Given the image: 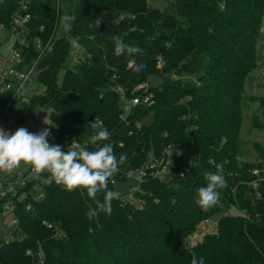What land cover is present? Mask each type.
<instances>
[{
	"label": "trees",
	"instance_id": "16d2710c",
	"mask_svg": "<svg viewBox=\"0 0 264 264\" xmlns=\"http://www.w3.org/2000/svg\"><path fill=\"white\" fill-rule=\"evenodd\" d=\"M33 14L34 35L53 42L40 63L44 91L20 104L17 120L53 108L61 117L56 145L69 135L87 150L108 143L117 158L126 155L118 181L168 147L176 163L169 181L147 177L140 184L142 208L114 200L111 215H93L96 204L86 192L67 191L47 175L45 197L29 193L22 203L24 236L0 248V264H191L193 254L204 264H264V148L256 146L257 163L240 159L242 103L258 67L264 0H174L166 12L150 0H79L68 37L56 35L57 0H38ZM100 16L99 28L90 27ZM114 36L143 54L116 57ZM72 38H79L84 58L71 66ZM140 63L144 70L134 72L130 64ZM152 76L162 78L157 87L148 83ZM135 98L150 103L126 113L122 99ZM252 100L264 115V97ZM252 124L264 133L259 115ZM102 128L109 140L91 144ZM221 163L227 187L219 189L220 205L204 212L197 190L206 186L204 172ZM217 215L216 232L188 248L201 224Z\"/></svg>",
	"mask_w": 264,
	"mask_h": 264
},
{
	"label": "built area",
	"instance_id": "2783aa9c",
	"mask_svg": "<svg viewBox=\"0 0 264 264\" xmlns=\"http://www.w3.org/2000/svg\"><path fill=\"white\" fill-rule=\"evenodd\" d=\"M37 1L0 0V123L18 119L19 106L28 103L32 98L28 91H34L33 84L39 83L38 78L42 73L41 59L52 46V38L46 42L43 38L34 35L33 8ZM57 11L59 15L61 0H57ZM82 51L81 48L72 51V55H75L74 64L80 61L78 53ZM130 103L133 107L150 102L148 98L143 101L135 98ZM131 108L125 107L124 110L130 111ZM100 125L101 123L95 124V127ZM73 142L80 147L85 146L67 135L60 147L66 151ZM175 163L173 148L168 147L161 157L151 156L149 162L129 176L138 173L140 184L147 177L167 181L171 178ZM253 174L259 176V170L254 171ZM46 182L47 174L37 177L32 169L20 177L10 176L0 180V248L16 239L23 238L19 212H23L24 207L21 208V205L28 198L29 193L35 198L38 190L44 188ZM28 188L29 191H27ZM134 191L139 192L140 188H134ZM139 206L142 208L144 201H141ZM25 209L30 211L31 206ZM43 225L49 229L53 228L47 222H43ZM40 257L43 258V254H40Z\"/></svg>",
	"mask_w": 264,
	"mask_h": 264
},
{
	"label": "clouds",
	"instance_id": "9594fccd",
	"mask_svg": "<svg viewBox=\"0 0 264 264\" xmlns=\"http://www.w3.org/2000/svg\"><path fill=\"white\" fill-rule=\"evenodd\" d=\"M73 16L65 14L61 18V24L65 32H71ZM103 23V16L97 17L90 27L99 28ZM114 41V55L116 57L125 54L134 56L142 55L143 49L139 46H130L123 36L111 37ZM70 44L73 49L81 47L79 38H72ZM132 70L140 73L145 65L130 64ZM23 75V74H20ZM95 127V125H93ZM49 130L46 128L39 133H30L26 128L20 127L14 133H7L0 129V170L11 173L18 169L21 164L30 166L32 171L39 177L47 174L49 183L64 187L67 191L81 190L96 204L92 214L99 211L111 215L112 202L121 198L119 191L109 190V183H115L114 177L119 173L120 166L127 157L121 154L119 158L113 151V146L104 143L95 150H87L75 142L66 150L59 145L48 143ZM110 133L107 129H100L89 137L93 145L108 141ZM226 163V162H225ZM132 175V173H128ZM206 186L197 190L195 203L204 212L220 205L221 194L219 189L227 187L223 163L216 165V171L204 172ZM98 194H103V200L97 199ZM191 264H204V258L199 259L195 254L192 256Z\"/></svg>",
	"mask_w": 264,
	"mask_h": 264
},
{
	"label": "rangeland",
	"instance_id": "374dc122",
	"mask_svg": "<svg viewBox=\"0 0 264 264\" xmlns=\"http://www.w3.org/2000/svg\"><path fill=\"white\" fill-rule=\"evenodd\" d=\"M174 0H150V5L153 8L159 9L162 12H166L169 10L171 3ZM79 5V0H61V14L60 21L57 30V37L61 36H69L70 32H65L62 24L61 18L65 14H69L71 16L74 15L77 7ZM258 67L257 69L248 77L246 85H245V99L242 103V116L243 123L240 132V137L243 141V154L240 158L241 161L247 163H257L258 162V151L256 146L260 145L264 148V133L259 129L255 128L252 124V119L254 115H259L261 122L264 124V115L261 110H259V102H252V99H259L260 97H264V22L262 27V32L259 38L258 44ZM79 58H84L83 51L78 53ZM75 55L70 57V65L74 64ZM1 65V60H0ZM65 73V69L61 71L60 80H62ZM183 79L185 81H191L195 78L184 76ZM162 82V78L158 76H152L149 78L148 83L150 86L157 87ZM34 91H28V94L32 97H35L37 94H42L44 91V87L36 82L33 84ZM35 95V96H34ZM121 105L125 108H131L130 101L126 99H122ZM20 109V108H19ZM129 110H125L127 113ZM26 118L21 120H5L0 123V129L4 130L7 133H14L18 128L24 127L30 133H39L44 129H48L50 132L48 139V143L50 145H56L57 143V132L60 127L61 117L53 108L49 109H40L37 113V116L34 120H31L28 112H25ZM153 116L150 115L146 119H144L143 123L148 125L152 122ZM172 162V160H171ZM173 163V162H172ZM173 165V164H172ZM31 170L30 166L24 165L23 163L18 169L13 170L11 173L0 170V180L5 179L6 177L14 176L20 177L25 175L28 171ZM139 174L136 173L133 176H129L127 181H118L114 177L115 180V188L116 191L121 193V200L125 202H129L135 204L137 206L140 205L141 199L136 196V192L134 188H140V180ZM171 179V178H170ZM169 179V180H170ZM167 180V181H169ZM45 197L44 188H40L35 196L36 200H41ZM233 214L237 215L238 211L233 210ZM221 215H217L212 218L208 222H204L201 224L198 232L190 237L187 241V247L192 248L202 242L205 235L216 232L217 223L220 220Z\"/></svg>",
	"mask_w": 264,
	"mask_h": 264
}]
</instances>
